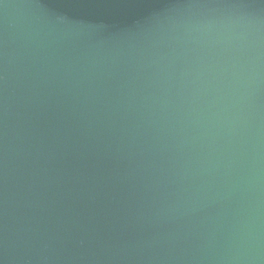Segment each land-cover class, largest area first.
I'll return each instance as SVG.
<instances>
[{"label":"water","instance_id":"1","mask_svg":"<svg viewBox=\"0 0 264 264\" xmlns=\"http://www.w3.org/2000/svg\"><path fill=\"white\" fill-rule=\"evenodd\" d=\"M0 264H264V0H0Z\"/></svg>","mask_w":264,"mask_h":264}]
</instances>
